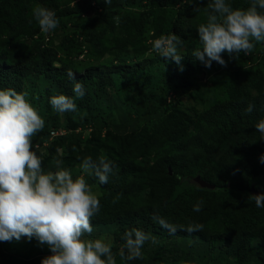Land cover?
I'll use <instances>...</instances> for the list:
<instances>
[{"label":"trees","instance_id":"16d2710c","mask_svg":"<svg viewBox=\"0 0 264 264\" xmlns=\"http://www.w3.org/2000/svg\"><path fill=\"white\" fill-rule=\"evenodd\" d=\"M210 2L0 0V89L25 93L44 119L32 138L42 168L57 170L54 150L45 145L54 130L66 131L55 148L74 178L84 175L80 164L87 157L113 165L106 184L85 175L104 192L86 238L113 236L116 264H264V208L248 199L264 193L258 188L264 139L255 128L264 119V45L253 41L248 55L225 52V66L205 67L192 53L202 47L196 28L206 23ZM227 2L233 9L251 4ZM38 4L56 13V29L40 30L32 15ZM171 33L183 41L177 49L183 71L153 50L155 39ZM209 72L211 86L204 79ZM77 81L82 98L73 92ZM58 94L72 97L77 111L54 110L49 100ZM187 95L194 105L182 106ZM197 177L215 189L197 186ZM201 200V211H194ZM197 224L201 230H187ZM132 228L155 242L144 244L141 258L122 260L123 236ZM5 245L0 241V264H41L49 255L46 245H37L12 257L21 244Z\"/></svg>","mask_w":264,"mask_h":264},{"label":"clouds","instance_id":"9594fccd","mask_svg":"<svg viewBox=\"0 0 264 264\" xmlns=\"http://www.w3.org/2000/svg\"><path fill=\"white\" fill-rule=\"evenodd\" d=\"M208 8L206 23L196 28L202 47L192 53L205 67L210 68L213 61L225 66L222 53L230 57L240 53L248 55L255 47L253 41L264 43V12L258 11L264 10V0H251L247 9H233L227 0H211ZM32 15L44 33L59 25L56 13L39 4L33 7ZM182 44L181 38L171 33L155 39L152 46L183 71V56L177 51ZM68 77L75 81L71 71ZM73 92L76 98H82L83 85L75 82ZM49 103L60 113L77 111L75 100L64 94L50 97ZM252 110L253 105L249 104L246 111ZM44 125V119L25 93L12 88L0 89V241L35 238L51 252L42 258L41 264H116L111 243L104 238H86L93 232L91 218L100 211V201L85 175L95 176L100 184H106L113 172L112 163L103 156L97 160L87 157L80 164L84 175L75 178L70 170L61 167L60 160L56 161L55 172L45 171L41 158L32 150V138ZM255 128L264 139V119ZM260 160L264 163V156ZM248 199L257 208H264V193L249 194ZM202 204V200L198 201L193 210L201 211ZM153 219L175 231L164 219L156 215ZM201 229L202 225L197 224L187 230ZM123 240V249L119 252L122 260L141 258L144 244L150 240L155 242L137 228L126 231Z\"/></svg>","mask_w":264,"mask_h":264},{"label":"rangeland","instance_id":"374dc122","mask_svg":"<svg viewBox=\"0 0 264 264\" xmlns=\"http://www.w3.org/2000/svg\"><path fill=\"white\" fill-rule=\"evenodd\" d=\"M63 1H73V0H63ZM199 6H200V3L198 5V7ZM261 44H263V43H261ZM108 58H111V57L109 56ZM221 74H222L223 78L228 77V72H226V71L221 72ZM212 77H213V75H211L210 72L207 73L205 75V77H204V79L206 80L208 86L212 85V82H211V78ZM179 101L181 102L182 106L184 105L185 107L192 106V105H194V102H195L191 95H187V96L179 99ZM54 139H52L51 141H47L46 142V145H48L49 148H51V150H54V154H52V156H51L52 151H51V153L48 154L49 156H51L50 157L51 164H54L55 161H57V160H60L62 162L65 160L64 156L62 157V150L60 148H58V147L55 148L56 147L55 146L56 145V140H54ZM56 155H58L59 158ZM69 155L72 156V154H69ZM48 171H50V168L48 169ZM258 188L260 190H262V189L264 190V184L259 185ZM92 190L97 194V196H103L104 195V192L102 190L98 189V188L92 187ZM96 238H104L106 242L111 243L112 250H113V244H114L113 236H110V235H99V236H97V237H95L93 239H96ZM5 244H6L5 248L7 250L8 249L9 250L12 249L15 245H20L21 244V247L19 249L14 248V249L10 250V253H11L12 257H16V256H20V255L23 256V255L27 254L29 252V250H33V249H35V247L37 245H39L38 241L35 238H33L31 241H29L27 238H24V237H22L19 242L13 240L11 242H5ZM45 247L48 248L47 246H45ZM48 252H49L48 254L51 255L50 250H48ZM46 256H48V255H46ZM0 263H1V259H0ZM36 263H37V261H36Z\"/></svg>","mask_w":264,"mask_h":264},{"label":"water","instance_id":"95a60500","mask_svg":"<svg viewBox=\"0 0 264 264\" xmlns=\"http://www.w3.org/2000/svg\"><path fill=\"white\" fill-rule=\"evenodd\" d=\"M264 45V43H263ZM195 184L199 187H206V188H212V189H215V186H212L210 185L208 182L206 181H203L201 179V177H197L195 180H194Z\"/></svg>","mask_w":264,"mask_h":264},{"label":"built area","instance_id":"2783aa9c","mask_svg":"<svg viewBox=\"0 0 264 264\" xmlns=\"http://www.w3.org/2000/svg\"><path fill=\"white\" fill-rule=\"evenodd\" d=\"M66 133L65 130H54L51 132V139L60 137ZM46 145V144H45Z\"/></svg>","mask_w":264,"mask_h":264}]
</instances>
